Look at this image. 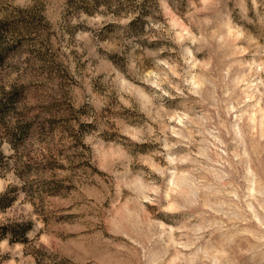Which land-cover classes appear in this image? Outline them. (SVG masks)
Instances as JSON below:
<instances>
[{
  "label": "rangeland",
  "instance_id": "374dc122",
  "mask_svg": "<svg viewBox=\"0 0 264 264\" xmlns=\"http://www.w3.org/2000/svg\"><path fill=\"white\" fill-rule=\"evenodd\" d=\"M0 264H264V0H0Z\"/></svg>",
  "mask_w": 264,
  "mask_h": 264
}]
</instances>
